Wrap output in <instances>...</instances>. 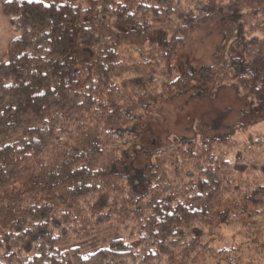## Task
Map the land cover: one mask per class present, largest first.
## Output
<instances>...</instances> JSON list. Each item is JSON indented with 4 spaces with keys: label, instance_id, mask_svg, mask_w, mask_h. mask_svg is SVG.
Segmentation results:
<instances>
[{
    "label": "trees",
    "instance_id": "1",
    "mask_svg": "<svg viewBox=\"0 0 264 264\" xmlns=\"http://www.w3.org/2000/svg\"><path fill=\"white\" fill-rule=\"evenodd\" d=\"M207 4L4 2L17 35L0 62V264H264L263 138L171 136L146 180L115 169L166 93L232 87L264 104V7L223 29L213 65L175 76L183 36L212 23ZM225 228L240 241L217 247ZM95 236L91 253L70 245Z\"/></svg>",
    "mask_w": 264,
    "mask_h": 264
},
{
    "label": "rangeland",
    "instance_id": "2",
    "mask_svg": "<svg viewBox=\"0 0 264 264\" xmlns=\"http://www.w3.org/2000/svg\"><path fill=\"white\" fill-rule=\"evenodd\" d=\"M9 0H0V62H6L8 45L17 35L9 18L3 13V4ZM47 1V0H40ZM207 11L212 12V23L194 27L183 36L173 53L172 64L175 76L183 68L192 72L213 65L217 61L223 29L234 27L239 23L247 24L253 16L264 7V0H204ZM257 10V11H256ZM153 40L161 42L159 32ZM242 47L233 46L231 53L240 55ZM182 68V69H181ZM205 88H195L187 92L166 93L149 103L150 113L140 117L131 128L132 146L123 155L122 162L116 164L119 172L133 176L149 174L150 155L170 145L171 136L187 139H220L231 136L234 140L249 143V136L264 139V104L260 107L251 106L245 99L236 95L234 88L222 87L214 97L203 93ZM201 91L200 95L198 92ZM195 132H199L198 136ZM27 181H15L2 190L8 196L26 187ZM244 187L234 196H241ZM264 207V206H262ZM225 240L216 243L217 247L229 246L240 241L234 231L224 229ZM255 236V239L262 241ZM70 245L80 246L83 253H91L101 246L98 237H91ZM254 245V244H253Z\"/></svg>",
    "mask_w": 264,
    "mask_h": 264
}]
</instances>
